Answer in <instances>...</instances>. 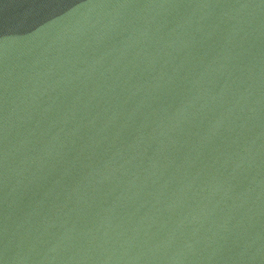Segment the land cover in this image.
I'll return each mask as SVG.
<instances>
[{
  "label": "water",
  "instance_id": "obj_1",
  "mask_svg": "<svg viewBox=\"0 0 264 264\" xmlns=\"http://www.w3.org/2000/svg\"><path fill=\"white\" fill-rule=\"evenodd\" d=\"M0 264H264V0H0Z\"/></svg>",
  "mask_w": 264,
  "mask_h": 264
}]
</instances>
